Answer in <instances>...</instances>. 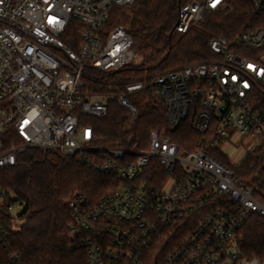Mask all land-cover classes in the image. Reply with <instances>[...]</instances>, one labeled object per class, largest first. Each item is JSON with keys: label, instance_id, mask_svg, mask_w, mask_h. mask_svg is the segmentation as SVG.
I'll return each instance as SVG.
<instances>
[{"label": "built area", "instance_id": "2783aa9c", "mask_svg": "<svg viewBox=\"0 0 264 264\" xmlns=\"http://www.w3.org/2000/svg\"><path fill=\"white\" fill-rule=\"evenodd\" d=\"M135 1L0 0V168L37 148L116 178L106 196L93 201L77 192L70 201L73 246L85 249L86 264H146L176 225L192 229L163 264H264L243 257L239 241L252 215L264 217V0H254L243 29L210 40L213 59L112 82L105 76L138 53L123 25L108 27L110 11ZM226 1L181 4L174 30L187 32ZM74 21L78 35L70 31ZM144 89L166 102L173 131L189 122L200 135L194 148L156 131L146 149L95 144L87 118L106 115L111 101L135 118L129 94ZM251 156L255 170L242 181L238 169ZM7 195L0 181V216L2 205L15 206Z\"/></svg>", "mask_w": 264, "mask_h": 264}, {"label": "trees", "instance_id": "16d2710c", "mask_svg": "<svg viewBox=\"0 0 264 264\" xmlns=\"http://www.w3.org/2000/svg\"><path fill=\"white\" fill-rule=\"evenodd\" d=\"M188 1L136 0L124 7H113L108 27L121 24L126 28L135 41L138 60L105 77L124 83L211 60L214 54L210 40L231 37L243 29L254 5V0H227L224 8L206 13L187 32L177 33L174 26L178 7ZM79 24L74 21L70 31L78 35ZM95 74L101 75L98 71ZM93 86L106 90L98 83ZM129 99L138 109L135 118L117 101L110 102L106 115L87 118L94 127L96 145L146 149L152 131L171 137L183 149L194 148L200 139L189 123L173 131L166 102L150 89L131 93ZM254 162L251 156L238 169L242 181L253 174ZM153 168L162 172L156 162ZM0 181L8 193V203L23 205L16 215L8 206L1 207L0 221L6 234H0V264H86L85 249L73 246L70 201L77 192L93 201L106 196L117 185L113 175L97 172L75 156L30 148L21 153L19 164L0 168ZM188 222L194 224L193 219ZM191 227H169L149 250L146 264H163ZM239 241L243 257H260L264 261V217L252 215L241 229Z\"/></svg>", "mask_w": 264, "mask_h": 264}, {"label": "rangeland", "instance_id": "374dc122", "mask_svg": "<svg viewBox=\"0 0 264 264\" xmlns=\"http://www.w3.org/2000/svg\"><path fill=\"white\" fill-rule=\"evenodd\" d=\"M136 60H138V58H137ZM136 60H135V61H136ZM184 123H189V122L186 121V122H184ZM22 207H23L22 204H20L19 202H16V203H15V206H14L13 209H12V213H13L14 215H16V214L22 209Z\"/></svg>", "mask_w": 264, "mask_h": 264}]
</instances>
